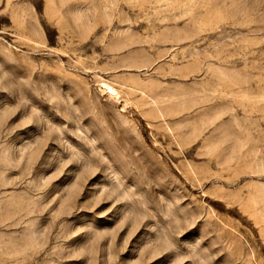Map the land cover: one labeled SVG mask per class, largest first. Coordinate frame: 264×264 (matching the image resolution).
I'll list each match as a JSON object with an SVG mask.
<instances>
[{
	"label": "rangeland",
	"instance_id": "374dc122",
	"mask_svg": "<svg viewBox=\"0 0 264 264\" xmlns=\"http://www.w3.org/2000/svg\"><path fill=\"white\" fill-rule=\"evenodd\" d=\"M0 264H264V0H0Z\"/></svg>",
	"mask_w": 264,
	"mask_h": 264
}]
</instances>
